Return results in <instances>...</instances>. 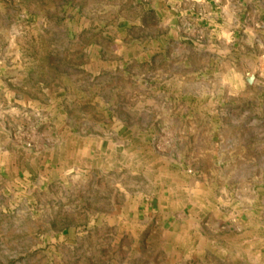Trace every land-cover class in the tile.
Returning <instances> with one entry per match:
<instances>
[{
    "label": "rangeland",
    "instance_id": "374dc122",
    "mask_svg": "<svg viewBox=\"0 0 264 264\" xmlns=\"http://www.w3.org/2000/svg\"><path fill=\"white\" fill-rule=\"evenodd\" d=\"M0 264H264V0H0Z\"/></svg>",
    "mask_w": 264,
    "mask_h": 264
}]
</instances>
